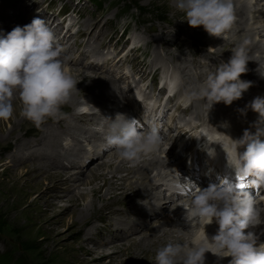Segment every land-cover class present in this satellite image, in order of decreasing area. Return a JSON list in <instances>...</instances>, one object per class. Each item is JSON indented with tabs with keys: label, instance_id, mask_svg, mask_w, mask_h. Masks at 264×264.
Segmentation results:
<instances>
[{
	"label": "rangeland",
	"instance_id": "rangeland-1",
	"mask_svg": "<svg viewBox=\"0 0 264 264\" xmlns=\"http://www.w3.org/2000/svg\"><path fill=\"white\" fill-rule=\"evenodd\" d=\"M104 1L103 7L100 8L95 0H62V2L60 0H8L5 8L0 12V25L6 26L5 24L8 23L12 26L11 29L1 27L0 34L6 35L16 26H24L27 19L31 20L35 17L44 19L48 26L54 28L52 31L58 39L56 43L61 49L67 48L62 51V56L66 60L67 64L64 67L68 72L71 67L83 69L85 72L100 74L104 78H112L118 85L117 90L113 93L116 97L114 108L111 106L110 96L100 100L95 98L94 94L97 93V88L94 89V94L93 92L84 93L82 100L75 104L78 111L72 110L70 119L78 120L80 118H77V114L87 116L86 113L95 112L91 119L95 124L86 125L91 128H88L89 131L86 134L94 131L98 133H96L97 136H94L96 138L94 141L85 137L86 134L78 135L77 132H74L72 136H66L65 132L59 135L57 141L60 150L63 149L62 155L71 146V148L84 147L78 153L79 155L60 158V162L58 161L53 169L63 172V174H74L73 172L81 170L80 166L87 165L82 176L90 175L92 170H96L99 163L112 158L111 154L115 150L113 148L105 150V145H103L106 143L107 125L111 119H115L118 113L124 115L126 108L133 106L138 108L139 101H135L137 97L139 99L144 97L155 99L157 92L153 91V83L154 85L157 83L158 76L163 79L169 78L171 71H174L170 81H174L175 87L177 86L175 89L178 88L179 93L189 94V92L195 91L204 80L202 77L196 82L195 79L198 75L214 71L222 60L225 61L222 54L216 50L224 49L247 35H250L254 42L261 43V49L255 50L254 56H261L264 59V0H234L237 5L245 4L244 7H247L244 11V21L234 23L224 38L217 37L214 42L203 40L201 35L193 32L194 30H191L190 27L188 28L184 20L185 15H178L169 0ZM61 4H65L67 9L75 7L81 15V17L73 16L75 14L70 15L73 19L69 20L73 25L69 33L73 30H79V33L77 35L71 33L67 39L65 35L63 40L59 39L61 26L55 16ZM136 5L147 12L142 13V10ZM235 17L237 20L240 15L235 14ZM123 28L126 29V34L122 37L120 35ZM125 42L126 44H124ZM133 46L134 48L130 50ZM210 53L212 56H208ZM104 55L106 57L102 60ZM247 68L253 69L252 72L255 71L253 63L252 65L248 63ZM183 69H185L184 73ZM241 79L246 80L243 76ZM170 81L169 83H171ZM263 86L264 84H261L260 87L255 86L253 83L242 94V97L233 101L231 105L219 102L215 103L210 110L204 100L199 98L193 100L189 94L191 100L186 101L183 97L176 99L175 107L173 106L168 112V117L171 119L176 116L179 124H184L187 119L182 120L183 113L176 111V107L179 103L184 104L192 101V111L189 114L192 122L195 121L196 125L201 124L200 127H205L208 131L224 133L228 126L223 127L222 125L226 123V120L240 123L241 120L236 115L247 119V121L248 118L258 121L259 114L250 107L246 108V105L250 104L257 96L264 97ZM64 108L63 110H65ZM240 109H245L246 114H242ZM12 118L23 119L21 115L18 118L16 116H12ZM0 121L5 125V132H0V255L5 252L10 253L11 264L21 261L22 264L133 263L139 250V244L136 242L146 239L147 236L150 237L149 235L158 224L171 219L176 220L180 214H184L185 210L181 206L185 203L184 197L173 196V191L165 193L166 189L163 188V184H168L177 175L175 168L182 165L186 158L177 155L179 149L175 150L174 144H170L169 140L164 139L160 143V149L158 148L156 151L141 154L133 161L125 160L130 165L155 154L164 161L162 166L149 169L150 180L153 184L156 183L155 188L160 185L157 189L164 191H162L159 200L150 198L152 202H150L147 212L141 203H143L142 199L148 196L149 190L152 188L151 184L139 185L133 191L132 196L127 197L126 203L104 207L103 202L98 200L97 206L100 208V212L93 213L90 209L91 195L88 194L92 187L91 184L83 183L82 180L71 181L68 184L63 183L62 188L57 190V183L46 179L43 172L38 173L39 170L22 178H19L20 174L13 175L7 171L4 172V168L8 167L10 170L15 169L17 172L26 173L32 163L39 164L42 160L47 159L45 158L47 153L45 152L44 155L42 152L23 160L18 166L14 167L12 163H9V155L18 150L20 142L40 139L39 132L42 127L44 135L46 134L48 120L42 123L40 128H37L25 119L26 122L17 128L19 142L7 138L11 130V123L8 120ZM247 121H244L245 127ZM50 126L53 127V124ZM259 127L264 128V123H261ZM251 129L253 128L247 130ZM237 130L239 131V129ZM43 139L45 138L39 140L40 144H43ZM179 140L180 138L175 143ZM82 151L92 154L84 158L83 154L85 153L81 154ZM72 159L75 162L72 163L73 165L69 162ZM113 160L117 163L120 159L114 158ZM110 169L105 168L106 171ZM135 169L128 181H135L139 176H142L141 171H138L139 168ZM160 171L164 176L162 175V178L158 177V179L157 174ZM119 172V174H125L127 170L122 168ZM72 183L74 185H71L70 190L64 194L65 187ZM55 192L60 196L51 204V195ZM171 197H174V200ZM165 201H170L167 204L169 206L164 212H161L163 210L162 203ZM179 206L180 210L175 213L170 212L171 209ZM262 219H264V213H262ZM168 225L173 224L168 222ZM260 225L262 226L264 223ZM208 226V229L205 227L207 229L205 231L209 235L211 228ZM167 227L172 231L171 226ZM261 230L263 232L264 226H257L255 229L258 236L264 238V235H261L264 233L260 234ZM186 231H192L193 235L203 231V228L196 225L195 222H188L187 227H183L181 232L176 234H185ZM90 237L94 238V244L86 242V239ZM258 243H264V241L259 238ZM131 244L133 245L131 246ZM91 245L96 248V251L87 253L86 249ZM103 252L105 255L102 258L96 257ZM216 260L218 258L211 252L205 253V264H214ZM149 262L147 261V263Z\"/></svg>",
	"mask_w": 264,
	"mask_h": 264
},
{
	"label": "clouds",
	"instance_id": "clouds-1",
	"mask_svg": "<svg viewBox=\"0 0 264 264\" xmlns=\"http://www.w3.org/2000/svg\"><path fill=\"white\" fill-rule=\"evenodd\" d=\"M176 6L185 14L189 26H202L213 37L224 38L236 19L234 0H177ZM249 60L243 46L234 48L232 56L210 71L190 95L204 100L208 110L219 102L231 105L253 83L241 79L248 71ZM65 63L62 49L44 19L35 17L6 35L0 34V120L12 118L13 98L17 96L20 115L37 128L48 119L61 118V107L69 102L79 82L65 69ZM174 88L175 83H169L170 92ZM247 107L259 114V123H264V97H255ZM240 111L245 114V109ZM203 135L209 143L222 145L228 165L238 178H243L240 180L255 177L248 183L257 189L256 195L244 190V183L232 184L226 180L204 188L187 179L173 183L171 190L185 199L181 205L184 218L204 230L159 247L154 262L205 264V253L211 252L218 260L231 257L229 264H264V243H258L255 231L264 223V194H261L264 192V139H261L264 128L257 127L255 133L245 129L238 139L225 133L215 139ZM105 141L120 158L133 161L141 154L158 150L161 136L156 124L149 122L145 130H140L137 120L118 113L107 126ZM213 222L218 229L209 236L205 225Z\"/></svg>",
	"mask_w": 264,
	"mask_h": 264
},
{
	"label": "bare ground",
	"instance_id": "bare-ground-1",
	"mask_svg": "<svg viewBox=\"0 0 264 264\" xmlns=\"http://www.w3.org/2000/svg\"><path fill=\"white\" fill-rule=\"evenodd\" d=\"M169 1L171 2L172 7L174 8L175 12L178 15H185L182 11H180L177 8V6H176L177 5V0H169ZM7 3H8V0H0V12L3 11L2 9L5 8ZM244 5H237L236 3H234L235 14L236 15L237 14L240 15L239 19L235 20V22H234L235 24H236V22H241L242 23L244 21V15H245L244 11H246L245 10L246 6L244 7ZM3 19H4V15H3ZM186 23H187V21H186ZM5 25L6 26L1 24L0 28L1 27L2 28L9 27V29H11V27H12L8 23L5 24ZM187 26H188V28L190 27L191 30L193 29L194 30L193 32L198 33V35H201L202 36L201 38H203V40H205V41L206 40H210L211 42H214L217 39V37L209 36L207 34V32L203 29L202 26L194 28V27L189 26L188 23H187ZM238 46H243L246 49L248 58L250 59L247 62V64L251 63V65H252V63H253V64L256 65V64H258L260 62L261 63L263 62L264 59L261 56H258V57L254 56V51L255 50L257 51L258 49H261L262 45H261L260 42H257V43L254 42L250 35L244 36V37L238 39L234 44H232V45H230L228 47L226 46L224 49L220 48L221 50L217 49L216 51L218 53L222 54L224 60L227 61L232 56V50L234 48L238 47ZM208 56H212V53L208 54ZM185 60H187V59L185 58ZM66 64L67 63H65L64 66H66ZM178 64L180 65V63H178ZM180 66L182 67V65H180ZM248 66H250V65H248ZM250 67H252V66H250ZM263 68H264V66H263ZM247 69H248V71L246 73L242 74L241 76H243L247 81H250V79H251V81L253 83H255V86L258 85L260 87L261 84H264V83L255 82L256 81L255 80V75L252 72L253 69H249V68H247ZM184 71H185V69H183V73H184ZM69 72L73 76L74 80L79 81L77 83V88L78 89L73 91V94L71 95L69 102L66 103V105L64 104L61 107L62 108L61 112L64 111L62 117L59 118V119H55V120L48 119V121H49V124L47 125L48 126V130H46L47 132H46L45 135H44L43 127L41 128V131L39 132L40 135H41L40 139H42L43 137L45 138V139H43V141H44L43 144L39 143L40 139L30 140V141H27V142H20V144L18 146L19 147L18 150L12 152L9 155V159H10L9 163H12V165L14 167L18 166L19 163L22 162L23 160H26L27 158H30L33 155L40 154L42 152L44 153V155L47 153L45 155V158H47V159L42 160L39 164H37L36 162L32 163L29 166V168L26 171V173H24V172L21 173V171L17 172L15 169L14 170H10L8 167L4 168V172L7 171L9 174H13V175L15 173H17V174L21 175L19 178H22L23 176H27V174H29V173H31V172H33L35 170H39L38 173L43 172V175L46 176V179L51 180V181H55L57 183V190H58V188H62V184L63 183H67L68 184L71 181L82 180L83 183L91 184L92 187H91L90 191L88 192V194L91 195L90 209L93 211V213H99L100 212V208L97 206V201L98 200L103 202V206L104 207H106V206L107 207H109V206L112 207V206H115L117 203H126L128 201L127 197L132 196L133 191L136 188H138L139 185L145 186V185H150L151 184L152 188H151V190H149L148 196L146 198H143L142 199L143 203H141L142 206L145 207L144 209L147 212V209H148V207L150 205V202H152V201H150V198L157 201V200L160 199V196L162 195V191H164L162 189H157L160 185H157V188H155V186H156L155 184L156 183L153 184L151 182V180H150L151 179V175H150L149 169L150 168H156L157 166L159 167V166H162L164 164V161L162 160V158L159 157V156H156L155 154H153L150 158H144V159H142L141 161H139L137 163L128 165L125 162V159L120 158V156L115 151V152H113L111 154V157H112L111 159H108V160H105V161L99 163V165L97 166L96 170L95 169L92 170L91 174L90 175H86V176H82V173L84 172V170H85L84 168H86L87 165L80 166L81 170L77 171V172H73L74 174H65V173L63 174V172H60V171H57V170L53 169L54 166L58 163V161L60 162V158H62L64 156L71 157L72 155H76V154L80 153L81 150L84 149V147H82V146H81V148H76V147L71 148L72 147L71 146V147L67 148V150L65 149L66 150L65 153H64V155H62L63 149L60 150V147H59L58 141H57L59 135L64 133V132L67 133L66 136H72L74 134V132H77L78 135L79 134L85 135L89 131L88 130L89 127H87L86 125H90V124L92 125L94 123L91 119L93 118V114H95V112L86 113L89 116L88 115L87 116H85V115L80 116V115L77 114L76 115L77 118H80L78 120L77 119L76 120L70 119V115L72 113V110L75 109L76 112L78 111V109L75 108V104L78 101L82 100V96L84 95V93H88L89 94V93L93 92V94H94V89L97 88L98 91H97L96 94H94L95 98L100 100V99H102L104 97L110 96L109 99H112L111 106H113V108H114V101L116 100V97H114L113 93H114L115 90H117L118 85L116 84V81L113 80L112 78H104L100 74L98 75L97 73L85 72L83 69L73 68V67L69 68ZM187 74H189V72H187ZM206 76H207V73L206 74H202L201 73V75H198L195 80L197 82L198 79H200L202 77H203V79H205ZM263 96H264V94H263ZM135 101H137V100H135ZM80 104H78V105H80ZM13 105H14V109H15V111L13 113V116H16V118H18L19 115H20V101L18 99V96L13 98ZM64 106H66V107L64 108ZM63 108L65 110H63ZM180 108H181V106H180ZM182 110H184V111H192V104H190L189 106L183 108ZM246 118H248V117H246ZM245 120L247 121V119H245ZM258 121L248 118L247 126L245 128L246 129L253 128V129H251L249 131L251 133H255L257 131V127H259L260 124H261V123H258ZM8 122L11 123V130L9 131V133L7 135V138L10 139V140L13 139V140L19 142L18 140H20V137L17 134V128L22 126L23 123L26 122L25 118L23 117L22 120H17V119L11 118V119L8 120ZM52 124H53V127L50 126ZM255 125H257V127ZM194 128L195 127L192 126V130ZM89 129H91V128H89ZM0 132H2V133L5 132V125H4V123L2 121H0ZM25 133L27 134V131ZM96 133H98V132L94 131L92 133L86 134L85 137H88L89 140L94 141L96 139V138H94V136H97ZM240 137H242V135H236L233 139H238ZM261 139H264L263 136L261 137ZM99 142H101V141H99ZM97 143H98V141H97ZM103 145H105V150H109V149L112 148V147H109L106 143H103ZM159 149H160V146H159ZM213 149H214V146H211L210 151L213 152ZM240 151H243V149L241 148ZM167 152H169V151H167ZM83 153H85V154H83ZM214 153L215 152H213V155H214ZM81 154H83V157L85 158V157H89L92 153L91 152H87V151H85V152L82 151ZM93 155H94V153H93ZM114 158L115 159L119 158L120 159L119 162L116 163L113 160ZM69 162L71 164L75 163L74 159H72ZM189 165L191 166V165H193V163L189 162ZM107 167L111 168V169L109 171H106L105 168H107ZM122 168H125V170H127V173L119 174L120 173L119 171ZM135 168H139L138 171H141L140 174L142 176H139V178L136 179L135 181H133V180L128 181V180L131 179V173L134 171ZM189 169H190V167H189ZM135 171H136V169H135ZM175 171L178 174V168H175ZM162 175L163 174L161 173V171L158 172L157 178L161 177ZM254 178L255 177H252V179H254ZM161 181H163V180H161ZM71 185H74V184L72 183V184H69L68 186L65 187L66 189H64V191H63L64 194H66L70 190ZM117 190H119V191H117ZM175 195H179V194H174L173 196H175ZM58 196H60V195H58L56 192H55V194L53 193L51 195L52 199H51L50 203L51 204L54 203ZM171 198H172V200H174V197H171ZM168 203H170V201H168V202L165 201L164 203H162L163 210L161 209L162 210L161 212H164V210H166L168 208V206H169V205L167 206ZM178 210H180V206L176 207V208L174 207L173 209L170 210V212L175 213ZM156 213H158V212H156ZM168 222H171V224H173V225H168ZM187 225H188V221H186V219L184 218V214L183 213L180 214L176 220H174V219L172 220L171 219L169 221H165V222H163L161 224H158V226L156 228H154L155 230L151 232V235H149L150 237L147 236L146 239H142L140 242H136L137 244H139V250H138V253L135 256V261L133 263H129V264H146L147 261H150L147 264H155L154 257H155V254H156V250L159 247L165 245L169 241H173V242L183 241L184 239H188L192 235V231H186L185 234H181V235L176 234L177 232L180 233L181 229H183V227H187ZM167 226H171L172 227V231H171V228L169 229ZM258 226L262 227L261 225H258ZM177 227H178V229H177ZM205 227L207 228V225ZM208 227L211 228V229H209L210 230L209 236L214 235L216 233L217 229H218V225L216 223H214V222L209 224ZM260 233H264V232H262V230H261ZM261 237H259V238H261ZM112 240H113V238H112ZM86 242L89 243V244H94L95 240H94V238L90 237V238L86 239ZM133 244H131V246ZM127 249H129V248H127ZM94 250L96 251V248H94V246L91 245V247L89 246L86 249V252L90 253V252H93ZM113 253L115 254V252H112V254ZM104 255L105 254L103 252L102 254H98L96 257L102 258ZM230 259L231 258H229V257H225V258L222 259V261L216 260V263H214V264H229V260Z\"/></svg>",
	"mask_w": 264,
	"mask_h": 264
},
{
	"label": "trees",
	"instance_id": "trees-1",
	"mask_svg": "<svg viewBox=\"0 0 264 264\" xmlns=\"http://www.w3.org/2000/svg\"><path fill=\"white\" fill-rule=\"evenodd\" d=\"M97 1L98 5L100 8L103 7L105 1L104 0H95ZM137 6V5H136ZM138 7V6H137ZM139 9L142 10V13H146L147 11L144 10L142 7H138ZM130 9V8H129ZM0 264H11V257H10V253H3L0 255ZM15 264H22V261L21 262H16Z\"/></svg>",
	"mask_w": 264,
	"mask_h": 264
},
{
	"label": "snow or ice",
	"instance_id": "snow-or-ice-1",
	"mask_svg": "<svg viewBox=\"0 0 264 264\" xmlns=\"http://www.w3.org/2000/svg\"><path fill=\"white\" fill-rule=\"evenodd\" d=\"M240 179H243V178H240ZM241 186H243V185H241Z\"/></svg>",
	"mask_w": 264,
	"mask_h": 264
}]
</instances>
